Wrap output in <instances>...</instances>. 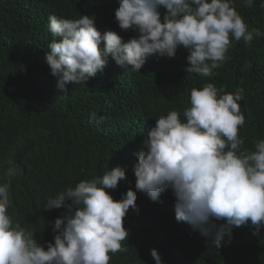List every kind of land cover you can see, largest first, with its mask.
Wrapping results in <instances>:
<instances>
[{
  "label": "trees",
  "instance_id": "trees-1",
  "mask_svg": "<svg viewBox=\"0 0 264 264\" xmlns=\"http://www.w3.org/2000/svg\"><path fill=\"white\" fill-rule=\"evenodd\" d=\"M233 6L250 29L264 33V0H254L251 8L233 0ZM118 7L119 0H0V183L10 185L13 221L35 232L41 244L53 241L50 222L63 212L41 209L47 197L116 166L126 168V178L108 190L114 200L135 190L134 154L155 119L171 110L183 118L192 88L211 82L228 93L243 89L242 147L252 150L254 141L264 139V35L250 45L233 40L211 78L187 73L188 52L180 47L171 59L149 57L140 73L124 72L109 59L86 84L60 91L45 62L49 43L59 39L49 32L48 17L94 16L101 34L114 31L127 42L136 33L118 27ZM9 161L18 168L11 178L4 177ZM136 204L139 212L130 208L123 222L128 250L110 254L109 264H155L153 248L163 264H264V228L257 235L247 226L235 228L231 242L217 249L177 222L170 190L156 202L137 193Z\"/></svg>",
  "mask_w": 264,
  "mask_h": 264
},
{
  "label": "clouds",
  "instance_id": "clouds-1",
  "mask_svg": "<svg viewBox=\"0 0 264 264\" xmlns=\"http://www.w3.org/2000/svg\"><path fill=\"white\" fill-rule=\"evenodd\" d=\"M244 4L251 8L254 0ZM114 17L122 31L136 35L125 42L114 31L101 34L94 16L48 17V30L59 39L49 43L45 62L60 91L86 84L109 59L124 72L140 73L149 57L171 59L180 47L188 52L185 71L211 78L233 40L250 45L264 35L249 28L233 0H119ZM243 99V89L228 93L211 82L192 88L183 118L171 110L155 119L134 154L135 190L114 200L108 190L126 178V168L116 166L47 197L41 209H63L50 222L52 242L41 244L35 232L13 221L10 185L0 183V264H109L110 254L128 250L122 245L129 236L123 222L130 208L139 212L137 193L156 202L170 190L177 222L190 225L217 249L231 242L235 228L247 226L257 235L264 228V139L254 141L252 150L242 147ZM93 120L96 113H90ZM17 171L9 161L4 177ZM150 255L163 264L158 250Z\"/></svg>",
  "mask_w": 264,
  "mask_h": 264
}]
</instances>
